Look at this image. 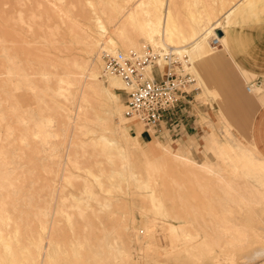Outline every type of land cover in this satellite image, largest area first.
<instances>
[{
    "label": "rangeland",
    "instance_id": "obj_1",
    "mask_svg": "<svg viewBox=\"0 0 264 264\" xmlns=\"http://www.w3.org/2000/svg\"><path fill=\"white\" fill-rule=\"evenodd\" d=\"M127 1L128 0H0V168L3 166L2 163L6 162V164H3L8 168V173H11L9 174V179H6L3 175L4 177L2 179L0 178V181H3L6 186H9V182L13 180L16 183V186L11 188L5 187L4 189L0 186V204L3 202V199L10 198L9 196H11L10 199L17 200L15 205H10L9 207L13 208L14 206L16 208L17 211L15 215L17 218L21 219L20 232L22 230L29 236L21 232L19 237L22 236V238L20 239L21 241H18L19 238L12 235L14 234L13 229L15 230V225L9 222V225L7 223L3 224L5 226L2 227V231L4 228V233L2 232L3 234H0L4 236H0L1 238L3 237L2 240L0 239V243L4 242L5 244V242H7L8 245L6 244V246L8 248L6 247V249L8 252L6 249L4 250L5 245L0 244L2 245V248L0 247V255L5 258L9 252L11 253V250H13V254H9L10 257L15 254L14 257L18 260L21 256L23 260H27L25 263L23 260L22 262L20 258L19 261H21V264H27L28 262V264H37L39 262H33L31 260L33 256L37 258L36 255L40 253L45 255L47 252L46 248L44 249L45 252L43 249H39L42 248L41 246H37L43 245L44 248V245H47V243L44 244L47 242L44 241L45 238H48L46 234L52 232L51 229H55L56 232L59 230V234L54 235L52 232L54 235L53 237L57 240L59 236L57 241L62 242L63 245H68V250L67 247H65V249L68 251V255L72 257V260L70 259L72 264H78L80 258L83 260L82 257L84 256L88 259L87 257H89L91 252L94 258L90 255V262L85 259V264L88 262V264H101V261H105L103 264H116L115 261H117L118 264H189L190 262L193 264V261L196 264H199V261H202L200 264H264V255H254L264 244L259 242V240L264 237L260 236V233H258L264 232V230H262V227H264V220L262 219V217H264V202L262 198L264 196H261L264 194L263 187L256 181L254 176L255 172H253V170L250 171L249 174L243 169H240L238 172L234 171L228 163V160L221 158L218 151H213L208 148L206 140L210 134H214L218 141L224 145H228L232 142L237 144L241 143L245 148H252L251 127L248 126L253 115L251 113H254V111H250V106L252 107L253 105V103L251 105L250 100L264 93L263 83L261 87H256L257 89L253 92L249 93L247 91V87H249L251 83L256 82V76L245 73L230 62V57L223 52L224 42H222V46L213 48L211 44L212 31L209 30V28L213 27L215 24H219L221 28H224L227 32L231 28L244 29L245 26L262 24L261 22H264V20H252L249 24H243L241 22L229 23L235 17H230L229 20L226 13H228L235 3L239 1L243 2L244 0H172L170 5H168V0H134L132 3L133 7L139 2L143 4L140 14L141 20H143V18L146 20L148 17L147 15H151V18H153L154 14L160 11V20H156L157 29H153V41L157 40V38H161L163 33H165V42L172 46L182 47V45L190 44L189 48L188 46L185 47L187 48L186 52L188 51L187 57L189 60L187 70L196 80V84L193 87L200 88L198 91L199 93H196V102L203 107L207 105V107L210 108L209 116L202 115L204 127H201L200 133L197 136L189 137L186 135V137L180 138L181 134H179L170 139L161 140L147 134L138 123L137 128L130 129L132 127L131 124L134 122L123 116L125 102L128 98L127 91L123 88V81L121 82V79L118 77L106 78L104 76V62L101 57L103 49L94 48L89 50V48H86L87 45L85 46V41L83 40L86 32L91 31L95 33L96 30L99 29L97 28L95 20L101 17L107 30L105 36L113 38L118 45L120 44L119 46L121 47H119V51H123L127 54L131 51L141 52L149 46L144 45L151 42V39L139 37L140 34L137 33L139 31L134 30L130 26H127V36L136 39L139 44L138 47L136 49L127 48L125 42L123 43V41L120 40L118 27H120L119 24H124L126 20L124 15L119 11H121V8H126ZM249 1L250 0H245L244 6H241V8L239 7L238 10L247 6ZM251 1L254 2V0ZM168 7L173 15L172 20L167 13ZM92 8H95V10L97 9L98 12L106 8L108 10L107 14L110 15H103L102 13L95 14ZM155 9L159 11L157 12ZM108 16L111 17L109 18ZM208 16L210 19H208ZM225 16L226 19L224 18ZM192 17L199 18L204 25V30L202 29L203 31L201 30L197 34V38L200 37L197 43L201 42L202 45L206 47V50H210L211 55L208 57L196 58L198 54L194 53V45L190 39H187L188 41L182 39L171 41L172 38L170 37L172 33L170 34L169 29L174 31L175 22L181 24L182 27L186 29H183L185 31L190 29L191 26H198L199 23L197 24V22H199V20H195L196 18L193 19ZM111 20L112 22H110ZM170 23L173 28H170ZM155 29L156 31H154ZM167 34H169V36ZM103 40L106 41V39ZM175 42L176 44H174ZM123 45H125L126 48ZM101 47L103 48L104 45ZM216 55L220 56L218 61H211L210 58ZM13 58L18 62H14L15 60H13ZM85 62L86 64H90V62L96 64L98 75L100 74L98 80H96L99 88L104 87L111 93V97L108 101L113 107V109L110 108L113 110V115H110V117L105 112L106 109L102 108L100 105L101 103L95 98L88 97L81 102V106L88 110V119H94L93 115L95 116L93 110L89 109V107H93L95 110L100 111V118L96 119L100 121V124L97 122L90 124L85 122L86 119H84L83 122H76L72 115V119L69 121L66 119L67 114L62 112L63 110L57 109V105H64L76 111L75 109H77L76 107H78L79 103L76 96L78 97L79 95L78 89L80 85L71 84V82L74 83L75 79L69 73L78 74L79 64H85ZM18 68L24 71L19 73L17 71ZM21 69L18 70L22 71ZM24 72L27 78H23L25 77ZM22 73L23 75H21ZM146 74L149 77L151 76L149 72H146ZM58 79H63V81L60 82L61 84H59ZM111 79H116L118 83H120V86L113 87L111 85ZM29 84L31 86L33 85L32 87H34V89L32 87L31 89ZM238 84L241 86L242 94L247 96L245 99L242 97L239 99L237 94L232 92V90H234L235 93H238ZM48 88L53 91H49ZM217 90L228 92L219 93ZM233 94L236 95L237 98H235ZM70 99L71 101L73 99L77 101L73 100L75 103L70 102ZM67 103L70 104V106ZM216 105H218V107ZM115 108L118 110H115ZM200 109L204 110L202 107ZM41 111L45 113L43 114ZM119 111L120 113H117ZM80 124L84 127H78ZM142 133L148 135L150 141L145 142L140 140L139 136ZM135 134H139V136ZM133 137L137 139L134 140ZM105 147L109 148L106 152L107 155L104 154L105 152L103 153L101 151L106 150ZM110 150H113V152H110ZM109 155L113 157L109 159ZM174 155L186 158V162H190L191 160L198 164L215 166L216 173L212 174L193 169L179 161H175L173 159ZM70 159L74 165L70 162ZM77 160L78 162H76ZM95 162L100 163L97 164V169L94 168L96 166L94 165L96 164ZM75 163H82V169H80V166L78 168ZM149 164L153 166L155 164V166L153 167ZM121 166L124 167L121 168ZM150 166L151 168H149ZM87 167L89 168L86 169ZM84 168L91 173L86 172ZM102 168L104 171H100ZM90 169L92 171H90ZM120 170L121 172H118ZM116 171L117 174H115ZM131 173H133L134 176L137 175L136 178ZM0 175H2V172ZM219 177L232 180L236 185L239 184L241 187L237 186L239 189L241 188L240 192L242 191L241 193H243L244 197L248 200H243L245 202H242V204L240 203V205L236 202L232 203L231 201L227 203L226 208H224L220 201L224 198V187L223 184L219 182ZM85 189L88 190L86 191ZM258 190L260 194L262 192L261 195L259 192H256ZM13 191L15 192L10 193ZM251 191H253L252 193H254V196L250 194ZM91 194H93V196L97 194V196L100 197L94 196V199ZM149 194L150 196H148ZM259 197L261 199H259ZM66 198L68 199L66 200L67 202L65 201ZM99 200L100 204H97ZM12 208L9 210H12ZM91 208H93V210ZM159 209H161V211ZM225 209L231 210L230 213ZM62 210L68 211L69 218L68 214L64 216L65 212H62ZM82 210L84 212H82ZM99 210L102 212L101 214L100 212H96ZM131 212L134 213L132 214ZM224 213L230 216L229 220L231 225L239 229H231L228 233L232 235V231L233 233L234 231H243L244 233L246 232L245 235L238 236L236 232V235L231 236L227 232H224ZM140 214H142V216ZM46 219L48 220L46 221ZM132 219L135 223H132ZM44 220L47 223L50 222V224H46ZM42 221L45 223L46 229H50L49 231L46 230L43 234L42 231H40L43 227L41 226L43 223ZM69 221L71 227L73 224L72 228L74 229L69 226ZM126 223H128L127 226L129 231L126 229ZM186 224L188 227L185 226ZM6 225L9 227L11 225V232L10 230L9 232L5 231L8 229ZM130 225L133 226L130 227ZM84 226H87V229H85ZM181 227L183 228L181 229ZM25 228L30 229L31 235L27 234L29 230L26 231L27 229ZM132 228L134 231H138L135 233L130 232L133 231ZM104 229H106L105 235L102 232ZM122 229H124L125 232ZM172 229L176 230L179 237L175 236L173 238L172 235L169 234L171 233L169 231ZM184 229L185 231H183ZM87 230L89 231L87 232ZM144 230L149 234L147 233V235ZM70 231L74 236H72ZM114 231L115 233L112 234L111 232ZM56 232L55 234H57ZM186 232L187 234L190 232V236L188 238H182L181 235ZM33 233H41L42 235L46 233V236H43V239H41L42 237L38 238L37 235L33 236ZM116 233L121 236V238L114 236ZM262 233L261 235H264ZM86 234L90 240L85 237ZM108 235L111 236L109 237ZM14 237L17 240H15ZM31 237L35 240L32 241ZM71 237L74 238L73 241ZM78 237H83L79 239H85L86 242L83 240L82 244H80L82 240L79 241ZM176 237L181 238V241H186H183L184 246L182 242H177L178 239ZM192 237L196 238V240L194 239L195 241H192ZM11 238L14 240L12 241ZM38 239L42 240H40L39 243H43V241L44 243L39 244ZM76 239L78 242L75 241ZM87 239L91 242L89 243ZM103 239H106V241L104 242ZM107 239L108 242L110 241L109 243ZM118 239H121V243L114 244L113 242ZM99 240L101 241L100 243ZM28 241H31L29 245ZM35 241H37L38 245ZM148 241H150V243ZM174 241H176L175 245ZM16 242L19 244L17 245ZM67 242L68 244H66ZM76 242L80 243L77 244ZM83 243H86V245L89 243V245L94 248L92 249L90 246L88 247L86 245L82 247ZM103 243L106 248L103 246ZM111 243L112 247L115 248L119 244L122 246L126 243L128 244L127 247L129 246L130 249L124 247V249L126 248V253H124L123 249L119 250L123 248V246H120L121 248L118 246L119 249L117 250L116 248L115 250V248H110ZM201 243H205L208 248L205 249ZM10 244L13 249H11L12 247ZM107 244L109 246H107ZM192 244H195V247ZM15 245H17L18 248L23 247L18 249ZM34 245H37L36 247L38 250ZM75 245L77 246L74 249V253H76V255L78 253L79 255L81 252L80 256L77 255L78 257L74 254L75 257H80L78 260L76 259L77 262H75V257L72 256L73 253L70 252ZM185 245L190 246L185 249ZM26 246L31 249L30 251L33 252L32 255L30 251L28 252L29 249L27 250L28 247ZM98 246H100L99 250L103 252L98 250ZM24 247H26V250H24ZM69 247L71 249H69ZM171 247L174 250H171ZM78 248L82 250L79 252ZM15 249H23L22 252H24V254L18 250L17 253H15ZM77 249L78 252H76ZM89 249L92 251L90 250L89 252ZM184 249L186 251H184ZM256 249L257 251H255ZM2 250L6 251L7 255L4 254V251L2 253ZM85 250H88L87 252L89 253L87 254ZM173 251L176 252L174 253ZM189 251H191L192 254L191 252L187 253ZM36 252L38 254H36ZM96 252L102 255L103 253L104 255L109 254L107 257H110V259L104 255L95 254ZM19 253L20 255L22 254L20 257ZM25 253H29V256L32 258ZM56 253H58L57 250ZM122 253L124 254L123 256ZM127 254L128 256L130 255V258L125 259V255L127 256ZM196 254L198 255L195 256ZM23 255L27 257H24V259ZM228 255L234 258L233 263L225 260ZM1 256V263L3 259L6 263L9 262L11 264L14 261L13 264H16L15 258L14 260L12 257L13 260L10 262L9 260L11 259H4ZM96 256L98 257L95 259ZM101 257L103 260H97ZM194 258L195 260H192ZM56 261H59V259H56ZM73 261L75 263H73ZM188 261L190 262L186 263ZM17 264H19V262H17Z\"/></svg>",
    "mask_w": 264,
    "mask_h": 264
},
{
    "label": "bare ground",
    "instance_id": "obj_2",
    "mask_svg": "<svg viewBox=\"0 0 264 264\" xmlns=\"http://www.w3.org/2000/svg\"><path fill=\"white\" fill-rule=\"evenodd\" d=\"M236 1V0H235ZM245 1V0H244ZM244 1L243 2H241V1H239L238 3H235L234 5H233V7L228 11V13H226L227 14V17H229V20H230V17H236V15H237V10L239 9V7L241 8V6H244ZM246 1H248V0H246ZM134 2V0H128L127 1V5H126V8H121V11H119L120 13H122L123 15H124V17H125V23L124 24H119L120 25V27H118V35H119V37H120V40H122L123 41V43L125 42V45H126V47L128 48V47H130V48H133V49H136L137 47H138V41L136 40V39H134V38H132V37H129V36H127V34H128V31H126V30H128L127 29V26H130V27H132L134 30H136V31H139V32H137L138 34H140L139 35V37H141V38H147V39H151V42H149V43H147V44H145L144 46H147V45H150L151 44V46H154V47H167V46H171V47H175V46H172V45H170V44H168V43H166L165 42V39H164V34L165 33H163V37L161 36V38H157V40H155V41H153L152 39V37H153V35H154V32H153V29L154 28H156L157 29V27H156V22L158 21V20H160V17H159V10H157V9H159V8H157V9H155L158 13H156V14H154V17L153 18H151V15H147L148 17L146 18V20L143 18V20H141L140 19V14H141V8H142V6H143V4H142V2H139V3H136V1H135V3L137 4L135 7H133L132 6V3ZM172 2V0H168V5H170V3ZM253 1H249L248 3H247V6L250 8V7H253ZM231 4V3H230ZM94 6V5H93ZM125 6V5H124ZM247 6H245V7H247ZM92 7V6H91ZM93 9V12L95 13V14H99V13H102L103 15H110V14H107V9L106 8H104L103 10H101L100 12H98L97 11V9L95 10V8H92ZM168 9V14L170 15V19L172 20L173 18H172V12H171V10H170V8L168 7L167 8ZM144 12H145V10H144ZM147 13H150V12H147ZM145 14H146V12H145ZM192 14V13H191ZM22 15V14H21ZM153 15V14H152ZM98 16V15H97ZM122 16V15H121ZM146 16V15H145ZM109 17V16H108ZM111 17V16H110ZM109 17V18H110ZM143 17V16H142ZM209 17V16H208ZM21 18V17H20ZM96 18V17H95ZM115 18V17H114ZM155 18V19H154ZM193 18V17H192ZM194 18H196V17H194ZM193 18V19H194ZM226 18V17H225ZM208 19H210V17L208 18ZM94 20V19H93ZM157 20V21H156ZM195 20H199V18L197 19H195ZM195 20H194V22H195ZM227 20H228V18H227ZM107 22V21H106ZM110 22H112V20L110 21ZM109 22V23H110ZM197 22V21H196ZM219 22V21H218ZM228 22V21H227ZM95 23L97 24V28H99V29H97L96 30V32L95 33H92L91 31H88V32H86V34L84 35L85 37H84V41H85V46H86V48L88 49L89 48V50H92V49H94V48H101V49H106V50H112V51H119V47H121V46H119L118 44H117V42L113 39V38H111V37H107V36H105L106 34V26L104 25V22L102 21V18L101 17H98V18H96V20H95ZM199 23V24H198ZM197 24H198V26H191L190 27V29H187V31H185L186 29L185 28H183L182 27V25L181 24H177L176 22H175V26H174V31H172L171 29H169L170 30V34L172 33V35H171V37L170 38H172V40L171 41H173V40H175V39H182V40H187V39H190L191 40V42L193 43V45H194V47H197L201 42H199V43H197L198 41H199V38H197V34H198V32L199 31H201L203 28H204V25H203V23H202V21H200L199 20V22H197ZM219 24H215L213 27H211V28H209V30H211L212 31V35H211V37L213 36V35H215L216 33H215V31L216 30H221L222 28H221V26L219 27L218 26ZM129 28V27H128ZM170 28H173L172 27V25H171V23H170ZM156 29L154 30V31H156ZM183 29H185V30H183ZM204 30V29H203ZM202 30V31H203ZM158 31V30H157ZM164 31H166V30H164ZM176 31V32H175ZM210 31V32H211ZM130 33V32H129ZM153 34V35H152ZM157 34V33H156ZM130 35V34H129ZM159 35V34H158ZM168 36H169V34H167ZM204 35V34H203ZM132 36V35H131ZM143 36V37H142ZM169 38V37H168ZM206 38V37H205ZM209 38V37H208ZM219 38H221V37H219ZM1 39V38H0ZM3 39V38H2ZM103 39H106V41H104ZM180 40H177V41H180ZM220 40V39H219ZM84 41H83V43H84ZM188 41V40H187ZM208 41V40H207ZM221 41V40H220ZM101 42V43H100ZM4 43H5V41H4ZM122 43V44H123ZM197 43V44H196ZM174 44H176V42L174 43ZM196 44V45H195ZM102 45H104V47L102 48L101 46ZM125 45H123L124 47H125ZM186 46H188V48L190 47V44L189 45H182V47H176V48H182V51H185L186 52V49L187 48H185ZM125 47V48H126ZM85 50V49H84ZM87 52V51H86ZM123 52V51H122ZM93 53V52H92ZM186 53H188V51L186 52ZM189 55H190V53H189ZM191 57V56H190ZM16 58V57H15ZM13 60H15L14 58H13ZM19 60V59H18ZM14 62H18V61H14ZM20 63V62H19ZM16 64V63H15ZM18 64V63H17ZM12 66H13V64H12ZM18 66H19V64H18ZM97 66H96V64L95 63H92V62H90V64H86V62H85V64H79V67H78V74H73V73H69L72 77H74V79H75V81H74V83L73 82H71V84L72 85H80V87H79V95H78V97L76 96V99L78 100V102L80 103H78V107H76L77 109H75L76 111H73L71 108H69L68 106H58L57 105V109L58 110H63L62 112H64L65 114H67L66 115V119H68L69 121H70V119H72L71 118V115L72 116H74V119L76 120V122H83V120L84 119H86L85 120V122H88V123H90V124H94L95 122H97V123H99L100 124V121H97L96 119L97 118H100V111H97V110H95L93 107H89V109H91V110H93V114H95V116L93 115V118L94 119H88V110H86L83 106H81V102H82V100H84V99H87L88 97H92L93 99L95 98L99 103H101L100 105H101V107L102 108H105L106 110H105V112L109 115V117H110V115L112 116L113 115V110H111L110 108H112L113 109V107L110 105V102L108 101V99L111 97V93H110V91L108 90V89H106V88H99V86H98V84H97V82H96V80H98V76L100 75H98V72H97V68H96ZM18 69H21V68H18ZM17 69V71L20 73V72H23L24 70H22V71H19ZM151 69V68H150ZM15 72V71H14ZM17 73V72H16ZM18 74V73H17ZM149 74L151 75V73H150V71H149ZM20 75V74H19ZM21 75H23V73L21 74ZM24 75H25V77H23V78H27L26 77V73L24 72ZM45 75H47V74H45ZM45 77V76H44ZM113 77V76H112ZM109 78H111V77H109ZM113 78H116V77H113ZM59 80V84H61L60 82H62L63 81V79H58ZM121 81V80H120ZM28 82V81H27ZM26 82V83H27ZM122 82V81H121ZM32 84V83H31ZM27 85V84H26ZM30 85V84H29ZM111 85L113 86V87H119L120 86V83H118V81L116 80V79H111ZM124 85V90H126L127 88H126V86H125V84H123ZM33 86V85H32ZM31 85H30V88L32 87ZM33 89H34V87H32ZM31 88V89H32ZM60 88H61V86H60ZM59 88V89H60ZM49 89V88H48ZM253 89V88H252ZM50 90H52V89H49V91ZM61 90V89H60ZM53 91V90H52ZM51 91V92H52ZM59 91V90H58ZM252 91V90H251ZM47 92H48V90H47ZM46 92V93H47ZM77 92V93H78ZM62 93V92H61ZM63 94V93H62ZM61 96V95H60ZM66 97V96H65ZM67 97H69V96H67ZM70 98V97H69ZM73 98V97H72ZM75 98V97H74ZM76 99H73L74 101L76 100ZM66 100V99H65ZM68 100V99H67ZM71 101V99L69 100L70 102H74V101ZM76 100V101H77ZM69 103V102H68ZM67 103V104H68ZM75 103V102H74ZM66 104V105H67ZM98 104V103H97ZM69 106H70V104H68ZM53 106H55V105H53ZM56 107V106H55ZM71 107H72V105H71ZM60 108V109H59ZM99 108H100V106H99ZM42 109V108H41ZM56 109V110H57ZM91 110H89V111H91ZM115 110H118V109H116L115 108ZM27 111V110H26ZM25 111V112H26ZM30 112V111H29ZM42 112V111H41ZM59 112V111H58ZM99 112V113H98ZM16 113V112H15ZM24 113V112H23ZM27 113V112H26ZM43 113V112H42ZM45 113V112H44ZM43 113V114H44ZM56 113V112H55ZM73 113V114H72ZM117 113H120V111L119 112H117ZM31 114V113H30ZM60 114V113H59ZM64 114V115H65ZM115 114H116V111H115ZM20 115V114H19ZM42 115V114H41ZM6 116V115H5ZM17 116V115H16ZM30 116V115H29ZM60 116V115H59ZM62 116V115H61ZM4 117V116H3ZM2 117V118H3ZM41 117H43V116H41ZM51 117V116H50ZM49 117V118H50ZM19 118V117H18ZM44 118V117H43ZM46 118H48V117H46ZM24 119V118H23ZM28 119V118H27ZM54 119V118H53ZM29 120V119H28ZM49 120V119H48ZM51 120H52V118H51ZM20 121H21V118H20ZM50 121V120H49ZM19 122V121H18ZM25 122V121H24ZM31 122V121H30ZM43 123V122H42ZM41 123V124H42ZM57 124V123H56ZM77 124V123H76ZM35 125V124H34ZM42 126V125H41ZM64 126V125H63ZM40 127V126H39ZM78 127H84V126H82L81 124L78 126ZM46 129H47V127H46ZM46 131V130H45ZM42 135V134H41ZM47 135V134H46ZM54 135V134H53ZM52 136V135H51ZM137 136H139V134L137 135ZM45 139V138H44ZM48 139H49V137H48ZM44 141V140H43ZM79 142V141H78ZM80 143V142H79ZM90 143V142H89ZM97 146V145H96ZM93 147V146H92ZM106 148V150H101L105 155H107L106 154V152H107V149L109 150V148L108 147H105ZM99 149V148H98ZM77 150V149H76ZM114 150V149H113ZM113 150H110V152L112 151L113 152ZM86 151V150H85ZM117 151V150H116ZM68 152H69V150H68ZM67 152V153H68ZM77 152V151H76ZM75 152V153H76ZM83 152H84V150H83ZM1 153V152H0ZM70 153V152H69ZM108 153H109V151H108ZM100 154V153H99ZM99 154H98V156H99ZM119 154V153H118ZM4 155H5V153H4ZM76 155V154H75ZM101 155V154H100ZM103 155V154H102ZM70 157V156H69ZM74 157V156H73ZM72 157V158H73ZM92 157H93V155H92ZM101 157V156H100ZM110 157H113V156H110L109 155V159H110ZM2 158V157H1ZM107 158V157H106ZM107 158V159H108ZM92 159V158H91ZM108 159V160H109ZM128 159V158H127ZM173 159L175 160V161H179L180 163H183V164H185V165H187V166H190L191 168H193V169H197V170H199V171H204V172H207V173H212V174H215L216 173V168H215V166H211V165H208V164H198V163H196V162H193V161H191L190 160V162H186L185 161V159L186 158H184V157H180V156H177V155H174L173 156ZM1 160V159H0ZM4 160V159H3ZM113 160V159H112ZM162 160V159H161ZM69 161V160H68ZM73 161V160H72ZM110 161V160H109ZM127 161H129V160H127ZM70 162H71V159H70ZM75 162V161H74ZM76 162H78V160L76 161ZM91 162V161H90ZM113 162V161H112ZM111 162V163H112ZM116 162H118V161H116ZM160 162H163V161H160ZM4 164H6V162H3ZM2 163V167L0 168V173L2 172V175H0V178L2 179L4 176H5V178L6 179H9V174H11V173H8V168L6 167V165H4ZM72 163V162H71ZM96 163V162H95ZM157 163V162H156ZM73 164V163H72ZM76 164V166H78V168H79V166H80V169H82V163H75ZM97 164H100L99 162H97L96 164H94V165H96L94 168H96L97 167ZM153 164V163H152ZM74 165V164H73ZM101 165H102V163H101ZM123 165V164H122ZM124 165H125V163H124ZM126 165H127V162H126ZM149 165H151V164H149ZM75 166V167H76ZM151 166H153V165H151ZM151 166L149 167V168H151ZM154 166H155V164H154ZM153 166V167H154ZM98 167H100V166H98ZM122 167H124V166H121V168ZM89 167H87L86 169H88ZM91 168V167H90ZM14 169V168H13ZM60 169V168H59ZM85 169V168H84ZM86 169H85V171H86ZM97 169V168H96ZM100 169V168H99ZM61 170V169H60ZM79 170V169H78ZM77 170V171H78ZM92 170H93V168H92ZM91 169H90V171H92ZM123 170H125V169H123ZM63 171V170H62ZM100 171H104L103 170V168H102V170H100ZM132 171V170H131ZM130 171V172H131ZM134 171V170H133ZM86 172H88V170L86 171ZM118 172H121V170L120 171H118ZM82 173H84V172H82ZM88 173H91V172H88ZM94 173V172H93ZM123 173H125V172H123ZM81 174V173H80ZM98 174V173H97ZM115 174H117V171L115 172ZM132 175H133V173H131ZM4 175V176H3ZM14 175V174H13ZM109 175H110V173H109ZM111 175H112V173H111ZM119 175H121V174H119ZM79 176V175H78ZM100 176V175H99ZM115 176V175H114ZM122 176V175H121ZM134 176V175H133ZM132 176V177H133ZM136 176L137 175H135L134 177L136 178ZM139 176V175H138ZM233 176V175H232ZM239 176V175H238ZM111 177V176H110ZM194 177H195V175H194ZM101 178V177H100ZM197 178V177H196ZM99 179V178H98ZM113 179H114V177H113ZM127 179V178H126ZM132 179H134V178H132ZM219 179V182L220 183H222L223 184V187H224V189H223V192H224V198L222 199V200H220L221 202V204L224 206V208H226V204L227 203H230L231 201H232V203L233 202H236L237 204H239L240 205V203L242 204V202H245V201H243V200H246L247 198L246 197H244V194L243 193H241L240 192V189L238 188V186H239V184H235L234 183V181H232V180H227V179H225V178H223V177H219L218 178ZM239 180V179H238ZM97 181V180H96ZM100 181V180H99ZM106 181V180H105ZM121 181V180H120ZM108 182V181H107ZM132 184V183H131ZM145 184V183H144ZM197 184V183H196ZM111 185H113V184H111ZM127 185V184H126ZM146 185V184H145ZM0 186L1 187H3L4 189H5V187L7 188V187H13V186H16V183H15V181L13 180V181H10L9 182V186H6L5 185V183L3 182V181H0ZM85 186V185H84ZM0 187V188H1ZM91 187V186H90ZM90 187H89V189H90ZM111 188H113L112 186H110ZM201 187V186H200ZM239 187H241V186H239ZM253 187V186H252ZM93 188V187H92ZM98 188V187H97ZM122 188V187H121ZM246 188H248V187H246ZM255 188H257V187H255ZM15 189V188H14ZM63 189V188H62ZM244 189V188H243ZM86 190V189H85ZM88 190V189H87ZM86 190V191H87ZM118 190V189H117ZM111 191V190H110ZM113 191V190H112ZM116 191V190H115ZM15 191H13V192H10V193H14ZM106 192V191H105ZM247 192V191H246ZM253 191H251L250 192V194H253V196H254V193H252ZM256 192H259V190L258 191H256ZM9 193V194H10ZM87 193V192H86ZM89 193H90V190H89ZM93 194H95L94 192H92ZM110 193V192H109ZM121 193V192H120ZM207 193V192H206ZM263 193H264V191H263ZM16 194V193H15ZM93 194H91L92 196H93ZM111 194V193H110ZM123 194V193H122ZM258 194V193H257ZM259 194H260V192H259ZM259 194H258V196H259ZM261 194H262V192H261ZM260 194V195H261ZM85 195V194H84ZM87 195H89V194H87ZM51 196V195H50ZM90 196V195H89ZM91 196V197H92ZM95 196V195H94ZM94 196L92 197V198H94ZM96 196H97V194H96ZM95 196V197H96ZM107 196H108V194H107ZM111 196V195H110ZM109 196V197H110ZM113 196V195H112ZM148 196H150V194L148 195ZM261 196H264V194L263 195H261ZM10 198H11V196H9ZM90 197V198H91ZM97 197H100V196H97ZM10 198H5V199H3V202L0 204V225H1V230H0V233L1 234H3L4 233V228H3V231H2V227H5L3 224H8V222L9 223H13L14 225H15V230L13 229V232H14V234H12L13 236L15 235V237L16 238H19L18 239V241H21L20 239L22 238V236L21 237H19L20 236V234H21V232H23L22 230H21V232H20V222H21V219L20 218H17L16 217V208L13 206V208L12 207H9L10 205H15L16 203H17V200L15 201V200H12V199H10ZM75 198V197H74ZM102 198V197H101ZM108 198V197H107ZM254 198V197H253ZM252 198V199H253ZM53 199V198H52ZM95 199V198H94ZM259 199H261L260 197H259ZM263 200V202H264V197L262 198ZM64 200V199H63ZM66 200H68L67 198L65 199V201ZM75 200H77V199H75ZM92 200V199H91ZM155 200V199H154ZM248 200V199H247ZM19 201V200H18ZM80 201H82V200H80ZM96 201H97V199H96ZM102 201V200H101ZM107 201V200H106ZM109 201V200H108ZM252 201V200H251ZM20 202V201H19ZM67 202V201H66ZM79 202V201H78ZM93 202V201H92ZM100 202V200L97 202V204ZM105 202V201H104ZM103 202V203H104ZM64 203V202H63ZM84 203V202H83ZM82 203V204H83ZM108 203V202H107ZM106 203V204H107ZM110 203V202H109ZM161 203V202H160ZM77 204V203H76ZM96 204V203H95ZM96 204V205H97ZM100 204V203H99ZM102 204V203H101ZM106 204H104V205H106ZM49 205V204H48ZM88 205V204H87ZM87 205H86V208H87ZM103 205V204H102ZM163 205V204H162ZM72 206V205H71ZM100 206V205H99ZM110 206V205H109ZM155 206V205H154ZM83 207V206H82ZM107 207V206H106ZM12 208V210H9V209H11ZM61 208V207H60ZM86 208H85V210H86ZM89 208H90V206H89ZM88 208V209H89ZM61 209H63V208H61ZM92 210H93V208H91ZM158 209V208H157ZM45 210V209H44ZM68 210V209H67ZM79 210V209H78ZM144 210V209H143ZM160 211H161V209H159ZM226 211H228L229 213H230V211L231 210H229V209H225ZM64 210H62V212H63ZM164 211V210H163ZM223 211V210H222ZM65 213H64V216H66V214H68V211H64ZM67 212V213H66ZM82 212H84L83 210H82ZM96 212H100V210L99 211H96ZM95 212V213H96ZM145 212V211H144ZM79 213V212H78ZM102 212H100V214H101ZM132 213V212H131ZM134 213V212H133ZM132 213V214H133ZM143 213V212H142ZM40 214V213H39ZM46 214H48V213H46ZM62 214V213H61ZM80 214V213H79ZM84 214V213H83ZM145 214V213H144ZM207 214V213H206ZM239 214V213H238ZM44 215V214H43ZM42 215V216H43ZM71 215H73V214H71ZM71 215H70V221H71ZM98 215V214H97ZM141 216H142V214H140ZM41 216V215H40ZM46 216V215H45ZM44 216V217H45ZM50 216V215H49ZM130 216V215H129ZM134 216V215H133ZM144 216V215H143ZM47 217V216H46ZM80 217V216H79ZM96 217V216H95ZM98 217H99V215H98ZM135 217V216H134ZM163 217V216H162ZM168 217V216H167ZM229 215H226L225 213H224V216H223V219H224V222H223V230H224V232H230L231 231V229L232 230H239V229H236V228H238V227H234V225H231V223H230V220H229ZM255 217V216H254ZM39 218V217H38ZM68 218H69V214H68ZM133 218V217H132ZM53 219V218H52ZM96 219H98V218H96ZM130 219V218H129ZM128 219V220H129ZM133 219H136V218H133ZM133 219L131 220L132 221V223H135V222H133ZM262 219L264 220V217H262ZM48 219H46V221H47ZM99 220V219H98ZM166 220V219H165ZM262 220V221H263ZM39 221V220H38ZM45 221V220H44ZM45 221V222H46ZM70 221H69V226L71 227V225H70ZM152 221V220H151ZM40 222V221H39ZM43 222V221H42ZM99 222V221H98ZM101 222V221H100ZM160 222V221H159ZM189 222H191V221H189ZM67 223V222H66ZM129 223V222H128ZM128 223H126V227L124 226V229L126 228V229H128V226H127V224ZM168 223V222H167ZM174 223V222H173ZM197 223V222H196ZM253 223V222H252ZM46 224H50V222L49 223H47L46 222ZM166 224V223H165ZM180 224V223H179ZM9 225V224H8ZM12 225V224H11ZM11 225H10V227H11ZM86 225H88V224H86ZM90 225V224H89ZM201 225V224H200ZM13 226V225H12ZM41 226H43L42 227V230H40V231H42V234L47 230V231H49L50 229H46V225H45V223L43 222L42 224H41ZM53 226H55V225H53ZM133 226V225H132ZM131 225H130V227H132ZM178 226V225H177ZM183 226V225H182ZM186 227H188L187 226V224L185 225ZM263 226V225H262ZM6 227H8V229L7 230H5V231H8L9 232V230H10V227L9 226H7L6 225ZM27 227V226H26ZM28 227H30V226H28ZM49 227V226H48ZM72 227H73V224H72ZM71 227V228H72ZM85 227V229H87L86 227L87 226H84ZM100 227H102V226H100ZM167 227V226H166ZM174 227V226H173ZM178 227H180V226H178ZM194 227V226H193ZM235 229H234V228ZM259 227H260V225H259ZM133 228H135V227H133ZM132 228V229H133ZM148 228V227H147ZM183 227H181V229H182ZM261 228V227H260ZM263 229L262 230H264V227H262ZM6 229V228H5ZM25 229H27L26 231H28L29 230V233H27V234H29V235H31L30 234V229H28V228H25ZM70 229V228H69ZM72 229H74V228H72ZM71 229V231L73 232V230ZM124 229H122L123 231H124ZM125 229V230H126ZM149 229V228H148ZM155 229V228H154ZM164 229H165V227H164ZM168 229V228H167ZM24 230V229H23ZM57 230V229H56ZM105 230L106 229H104L102 232L104 233V235H105ZM252 230H254V229H252ZM51 231L54 233V235H58L59 234V230H57V232L55 231V229L54 230H52L51 229ZM70 231V232H71ZM85 231V230H84ZM89 230H87V232H88ZM128 231H129V229H128ZM136 231H138V230H136ZM136 231H134V229H133V231H130V232H136ZM144 231H146V230H144ZM165 231V230H164ZM179 231V230H178ZM183 231H185V229L183 230ZM3 232V233H2ZM10 232H11V230H10ZM12 232V233H13ZM52 232H48L46 235L44 234V235H42L41 233H38V234H34L33 233V236L34 235H37V237L38 238H41V239H43V236L45 237H48V238H45V240L44 241H47V242H45L44 243V241H43V243L44 244H46L47 243V245H44L45 247L43 248V245H39V246H37L38 245V243H39V241L41 240H39L38 239V243H37V241H35L36 243H37V247H42V248H39V249H43V251H45L44 249L46 248V250H47V252L45 253V252H43V253H45V255H43L42 253H40V252H38V253H40L39 255H36L37 256V258H34V256H33V259H31L32 257L31 256H29L30 254L32 255V253L33 252H31L30 250L31 249H29V247L28 246H26V247H28L27 248V250H28V252L30 251V254L29 253H27L28 254V256L29 257H31L30 259L34 262V261H37V262H39V263H37V264H72V261H70V259L72 258V257H70V255H68V245H63L62 244V242H60V241H57L58 240V238H59V236H58V238H57V240L55 239V237H53L54 235H53V233ZM55 232L57 233V234H55ZM62 232V231H61ZM71 232V233H72ZM95 232H96V230H95ZM125 232V231H124ZM157 232V231H156ZM160 232V231H159ZM169 232H171V233H169V234H171L172 235V237L174 238L175 236H177V237H179V234H177L176 233V230L175 229H172V230H170ZM237 232V233H236ZM234 231V233H233V231H232V235H238V236H240V235H242L243 236V234L245 235V233L242 231ZM258 232V231H257ZM24 233V232H23ZM86 233V232H85ZM85 233H83V234H85ZM108 234L110 233V232H107ZM112 234L113 233H115V231L114 232H111ZM110 233V234H111ZM148 232L146 231V234H147ZM189 233L190 232H188V234H187V232L186 233H184V234H182L181 235V237L182 238H188L190 235H189ZM236 233V234H235ZM258 233H260V236H263L264 237V235H261V233L262 232H258ZM0 234V236H4V235H1ZM6 234H7V232H6ZM10 234V233H9ZM25 234V233H24ZM77 234V233H76ZM82 234V233H81ZM89 234V233H88ZM137 234V233H136ZM145 234V235H146ZM149 234V233H148ZM147 234V235H148ZM228 234H230L231 235V233H228ZM257 234V233H256ZM262 234H264V232L262 233ZM26 235V234H25ZM42 235V236H41ZM139 235V234H138ZM137 235V236H138ZM170 235V236H171ZM196 235H198V234H196ZM229 235V236H230ZM231 235V236H232ZM7 236V235H6ZM9 236H11V235H9ZM26 236H28V235H26ZM32 236V237H33ZM72 236H74V234L72 233ZM77 236H79V235H77ZM76 236V237H77ZM83 236V235H82ZM109 236V235H108ZM111 236V235H110ZM109 236V237H110ZM114 236H116V237H118V238H121V236H119L117 233H116V235H114ZM140 236V235H139ZM164 236V235H163ZM194 236V235H193ZM227 236V235H226ZM257 236L259 237V235L257 234ZM14 237V239L15 240H17L16 238ZM29 237V236H28ZM28 237H26V238H28ZM31 237V238H32ZM36 237V236H35ZM85 237H87L88 238V236H87V234H86V236ZM106 237V236H105ZM104 237V238H105ZM115 237V238H116ZM148 237V236H147ZM176 237V238H177ZM197 237V236H196ZM245 237V236H244ZM3 238V237H2ZM2 238L0 237V239L2 240ZM4 238H7V237H4ZM10 238V237H9ZM13 238V237H12ZM12 238H11V240H12ZM31 238H30V240H31ZM34 238V237H33ZM32 238V241L33 240H35V239H33ZM79 238H83V237H78V239ZM114 238V237H113ZM129 238V237H128ZM137 238H139V237H137ZM149 238V237H148ZM171 238V237H170ZM191 238V237H190ZM193 238V240L192 241H195L196 240V238H194V237H192ZM8 239V238H7ZM13 239V240H14ZM37 239V238H36ZM73 239L74 238H72L71 237V240L73 241ZM89 239V238H88ZM87 239V240H88ZM110 239V238H109ZM135 239V238H134ZM147 239V238H146ZM154 239V238H153ZM178 239V240H177ZM177 239H175V240H177V242H182V244H183V241H185V240H183V241H181L182 239L181 238H177ZM180 239V240H179ZM195 239V240H194ZM235 239H236V236H235ZM256 239H258V238H256ZM264 238H262V239H260L259 240V242L260 243H264V240H263ZM6 240V239H5ZM10 240V239H9ZM10 240V241H11ZM12 240V241H13ZM60 240V239H59ZM82 240V241H81ZM79 239V241H81V243L80 244H82V242H83V240L85 241V239ZM90 240V239H89ZM88 240V241H89ZM104 240V239H103ZM121 240V239H120ZM119 239L117 240V241H114L113 243L114 244H118V243H121V241H120ZM131 240V239H130ZM138 240V239H137ZM149 240V239H148ZM213 240V239H212ZM218 240V239H217ZM9 241V242H10ZM11 241V242H12ZM42 241V240H41ZM70 241V240H69ZM75 241H77V239L75 240ZM87 241V242H88ZM98 241V240H97ZM106 241V239L104 240V242ZM119 241V242H118ZM146 241V240H145ZM159 241V240H158ZM168 241V240H167ZM191 241V240H190ZM10 242V243H11ZM29 242H31V241H28V245H29ZM35 242H33V243H35ZM78 242V241H77ZM76 242V243H77ZM86 242V241H85ZM91 241H89V243H90ZM101 241L99 240V243H100ZM103 242V241H102ZM107 242H108V239H107ZM110 242V241H109ZM108 242V243H109ZM149 243H150V241H148ZM147 242V243H148ZM165 242V241H164ZM173 242V241H172ZM175 242L176 241H174V245H175ZM186 242V241H185ZM198 242V241H197ZM214 242H215V240H214ZM41 243V242H40ZM39 243V244H40ZM43 243H41V244H43ZM71 243V242H70ZM69 243V244H70ZM79 243H77V244H79ZM89 243H87V245H86V243H83V245H82V247L83 246H90V248H94V247H92L91 245H89ZM97 243V242H96ZM192 243V242H191ZM194 243V242H193ZM217 243V242H216ZM0 244H2V245H5V248H4V250L6 249V244H7V242H5V244H4V242L3 243H0ZM12 244V243H11ZM10 244V245H11ZM14 244V243H13ZM16 244H17V242H16ZM19 244V243H18ZM17 244V245H18ZM21 244H23V243H21ZM31 244V243H30ZM66 244H68V242L66 243ZM73 244V243H72ZM98 244V243H97ZM102 244V243H101ZM104 244V243H103ZM122 244H124V243H122ZM152 244V243H151ZM179 244V243H178ZM181 244V243H180ZM195 244H196V242H195ZM195 244H192L193 246L195 245ZM202 244V246H204L205 247V249L206 248H208L206 245H205V243H201ZM2 245H0V247L2 246ZM8 245V244H7ZM17 245H15L16 247H17ZM33 245V244H32ZM126 245V246H125ZM127 245L128 244H124V245H122L123 246V248H121L122 246L119 244V245H117V250L119 249V248H121V249H119V250H124V253H126L125 251V249L127 248H129L130 249V247L128 246L127 247ZM171 245H172V243H171ZM173 245V246H174ZM218 245V244H217ZM216 245V246H217ZM222 245H224V244H222ZM221 245V246H222ZM20 246V245H19ZM35 246V245H34ZM35 246V247H36ZM71 246V245H70ZM73 246V245H72ZM76 246L77 245H75L74 247H73V249L72 250H70V252L71 253H73V255L71 254V253H69V254H71L72 256H74L75 257V255H76V253H74V249L76 248ZM79 246H81V245H79ZM100 246H102V245H100ZM100 246H98V250H99V247ZM105 248H106V246H105V244L103 245ZM107 246H109L108 244H107ZM114 246V245H113ZM118 246H119V248H118ZM121 246V247H120ZM148 246H149V244H148ZM158 246V245H157ZM183 246H184V244H183ZM190 246V245H189ZM188 245H185V249L186 248H188L189 247ZM192 246V247H193ZM211 246V245H210ZM261 246V245H260ZM11 247H12V245H11ZM23 247V246H22ZM22 247H20V248H22ZM26 247H24L25 249L24 250H26ZM36 247V249L38 250V248ZM65 247H67V250L65 249ZM124 247H126L125 249H124ZM192 247H190V248H192ZM195 247V246H194ZM212 247V246H211ZM219 247H220V245H219ZM223 247V246H222ZM2 248V247H1ZM8 248V247H7ZM18 248V247H17ZM20 248H18V249H20ZM32 248V247H31ZM64 248V249H63ZM81 248V247H80ZM110 248H115V247H112V243H111V246H110ZM116 248H115V250H116ZM174 248V247H173ZM11 249H13V247L11 248ZM18 249H15L16 251H15V253H17V250ZM35 249V248H34ZM35 249V250H36ZM69 249H71L70 247H69ZM79 249V248H78ZM78 249L76 250V252H78ZM83 249H85V248H83ZM88 249V248H87ZM101 249V248H100ZM104 249V248H103ZM176 249H178V248H176ZM184 249V251H186ZM195 249V248H194ZM4 250H2V253H3V251ZM7 250V249H6ZM23 250V249H22ZM22 250H18V251H21V253L22 254H24V252H22ZM56 250H57V252L58 253H56ZM82 250V249H81ZM80 249H79V252L81 251ZM90 250L91 249H89V252H90ZM95 250V249H94ZM102 250V249H101ZM106 250V249H105ZM157 250V249H156ZM171 250H174V249H172V247H171ZM182 250V249H181ZM196 250V249H195ZM33 251V250H32ZM40 251V250H39ZM73 251V252H72ZM86 251V253L88 254L89 252H87L88 250H85ZM92 251V250H91ZM100 251V250H99ZM129 251V250H128ZM183 251V250H182ZM192 251V250H191ZM191 251H189V252H187V253H190ZM229 251V250H228ZM255 251H257V249L255 250ZM7 252H8V250H7ZM13 250H11V253L13 254ZM25 252H27V251H25ZM36 252V254H38ZM100 252H103V251H100ZM174 253L176 252V251H173ZM193 252H194V250H193ZM10 252H9V254H11ZM55 255H54V254ZM81 253V252H80ZM80 253H79V255H78V253H77V255L78 256H80ZM128 253V252H127ZM180 253V252H179ZM1 254V253H0ZM4 254L5 255H7L6 254V251H4ZM8 254V255H9ZM21 254V255H22ZM26 254V253H25ZM26 254V255H27ZM75 254V255H74ZM87 254H85V255H87ZM95 254H100L101 256H103L104 255V253H103V255L101 254V253H95ZM95 254H93V255H95ZM129 254H130V252H129ZM160 254V253H159ZM177 254V253H176ZM191 254H192V252H191ZM212 254V253H211ZM227 254V253H226ZM233 254V253H232ZM7 255V256H8ZM20 255V253H19V257L21 256ZM76 255V256H77ZM84 255V254H83ZM90 255L92 256V252H91V254H89V257H87L88 259H86V256H84V257H82V255H81V257L83 258V260L80 258V260L78 261V264H85V262H84V260L86 259L87 261H89L90 262V260H89V258H90ZM109 255V254H108ZM108 255H104L105 257H107ZM116 255V254H115ZM124 254L122 253V256H123ZM157 255V254H156ZM162 255V254H161ZM160 255V256H161ZM198 254H196L195 256H197ZM231 255V254H230ZM230 255H228V256H226L227 257V259L225 258V260H227V262H230V263H233L234 262V258L232 257V256H230ZM234 255V254H233ZM255 256H260V255H264V244L262 245V247L258 250V252L256 253L255 252V254H254ZM1 256V255H0ZM2 257V258H4V259H6V258H9V259H11V260H9L10 262H12V260L15 258L14 256H15V254H14V256H12L13 257V259H12V257H10V255L8 256V257ZM17 256H18V254H17ZM69 256V257H68ZM77 256V257H78ZM130 256V255H129ZM128 256V254H127V256L125 255V259H128V258H130ZM236 256V255H235ZM22 257V256H21ZM20 257V258H21ZM26 258L27 256H24L23 255V258ZM57 257V258H56ZM73 257V258H74ZM77 257H75L74 259L76 260H78L79 258H77ZM93 258H94V256H92ZM91 257V258H92ZM98 256H96L95 257V259L97 258ZM117 257V256H116ZM115 257V258H116ZM127 257V258H126ZM201 257V256H200ZM203 257V256H202ZM20 258H19V260H20ZM24 258V259H25ZM102 258V257H101ZM101 258H99V259H97V260H103V258L101 259ZM108 258V257H107ZM16 259V258H15ZM14 259V260H15ZM28 259V258H27ZM55 259V260H54ZM56 259H59V261H56ZM73 259V260H74ZM94 259V260H95ZM108 259H110V257L108 258ZM108 259H105V260H108ZM117 259H118V257H117ZM199 259V258H198ZM197 259V260H198ZM1 260V259H0ZM7 260V261H8ZM17 260V261H16ZM15 260V263L17 264V262H19V264H21L20 262L23 260L22 258H21V261H19L18 259H16ZM29 260V259H28ZM72 260V259H71ZM74 260V261H75ZM77 260L75 261V262H77ZM82 260V261H81ZM85 260V261H86ZM96 260V261H97ZM179 260V259H178ZM192 260H195V258L194 259H192ZM219 260V259H218ZM4 261V262H3ZM25 263L27 262V260L25 259V260H23ZM22 261V262H23ZM56 261V262H55ZM73 261V263H75ZM93 261V260H92ZM109 261V260H108ZM111 261V260H110ZM129 261V260H128ZM216 261H217V259H216ZM245 261V260H244ZM88 262V263H89ZM102 263L101 264H103L104 262L103 261H101ZM107 262V261H106ZM116 262V264H118L117 263V261H115ZM190 261H188V262H186V263H189ZM198 262V261H197ZM202 262V261H201ZM200 261H199V264L201 263ZM221 262V261H220ZM1 263V262H0ZM2 263H6V261L5 260H3L2 259ZM1 263V264H2ZM8 264H10L9 262H7ZM6 263V264H7ZM14 263V261L11 263V264H13ZM29 263V262H28ZM27 263V264H28ZM88 263H86V264H88ZM94 263H96V262H94ZM121 263V262H120ZM126 263V262H125ZM163 263V262H162ZM167 263V262H166ZM32 264V263H31ZM77 264V263H76ZM98 264V263H97ZM106 264V263H105ZM107 264H109V263H107ZM115 264V263H114ZM124 264V263H123ZM189 264H192L191 262L189 263ZM193 264H196V263H194V261H193ZM216 264V263H215ZM221 264V263H220ZM222 264H224V263H222ZM242 264V263H241Z\"/></svg>",
    "mask_w": 264,
    "mask_h": 264
},
{
    "label": "built area",
    "instance_id": "obj_3",
    "mask_svg": "<svg viewBox=\"0 0 264 264\" xmlns=\"http://www.w3.org/2000/svg\"><path fill=\"white\" fill-rule=\"evenodd\" d=\"M219 39L217 34L211 37L213 48L220 45ZM101 57L104 76L118 77L127 88L123 116L157 139L179 135L184 112L182 102L194 90L191 87L195 83L187 70V53L182 48L149 45L141 52L128 54L104 49ZM149 71L150 77L146 74ZM254 86L261 87L262 82L251 83L247 91L251 93Z\"/></svg>",
    "mask_w": 264,
    "mask_h": 264
},
{
    "label": "crops",
    "instance_id": "obj_4",
    "mask_svg": "<svg viewBox=\"0 0 264 264\" xmlns=\"http://www.w3.org/2000/svg\"><path fill=\"white\" fill-rule=\"evenodd\" d=\"M262 19L264 20V0H254L253 7L249 8L247 6L238 10L236 17L229 23L241 22L243 24H249L252 20L258 21ZM261 23L245 26L244 29L231 28L227 32L222 28L223 36L220 38L219 46H222V42H224L223 52L230 57V62L245 73L256 76L255 81H260L264 84V22ZM194 53L198 54L196 58H205L211 55L210 50H206V47L202 43L194 47ZM219 57L216 55L210 58V60L216 62ZM195 84L196 80L191 87L194 90L182 102L184 112H182L181 116L183 121L179 127L180 138H184L186 135L189 137L197 136L200 133L201 127H204L202 115L209 116L210 108L207 105L203 107L196 102V93H199L200 88L193 87ZM238 86V93H235L234 90L232 92L237 94L239 99L241 97L245 99L247 96L242 94L240 84ZM256 89L254 86L252 92ZM217 91L219 93L228 92L224 90ZM234 94L233 96L237 98ZM250 103L251 105L253 103L252 107L250 106V111H254V113H251L253 115L248 126L251 127L252 148H245L241 143L237 144L232 142L224 145L218 141L214 134H210L206 140L208 148L213 151H218L221 158L228 160V163L234 171L238 172L240 169H243L249 174L253 170L256 181L264 190V93L260 94L257 98H252ZM216 106L218 107V105ZM201 107L204 110H201ZM131 126L130 129L137 128L136 123H132ZM135 135L137 136V134ZM133 138L134 140L137 139L136 137ZM139 139L145 142L150 141L148 135L143 133L139 136Z\"/></svg>",
    "mask_w": 264,
    "mask_h": 264
},
{
    "label": "water",
    "instance_id": "obj_5",
    "mask_svg": "<svg viewBox=\"0 0 264 264\" xmlns=\"http://www.w3.org/2000/svg\"><path fill=\"white\" fill-rule=\"evenodd\" d=\"M215 33L217 34L218 37L223 36V32L221 30H216Z\"/></svg>",
    "mask_w": 264,
    "mask_h": 264
}]
</instances>
